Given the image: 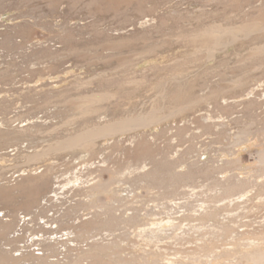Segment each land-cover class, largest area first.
I'll use <instances>...</instances> for the list:
<instances>
[{"label":"rangeland","instance_id":"obj_1","mask_svg":"<svg viewBox=\"0 0 264 264\" xmlns=\"http://www.w3.org/2000/svg\"><path fill=\"white\" fill-rule=\"evenodd\" d=\"M88 1L52 67L0 0V264H264V0Z\"/></svg>","mask_w":264,"mask_h":264},{"label":"crops","instance_id":"obj_2","mask_svg":"<svg viewBox=\"0 0 264 264\" xmlns=\"http://www.w3.org/2000/svg\"><path fill=\"white\" fill-rule=\"evenodd\" d=\"M64 1H66L67 3L69 1V7L72 9L71 11L68 10L65 12L64 17L68 18L69 16L70 17L76 16L77 15L76 12L81 14V12L75 9V7H77V4L85 3L86 0H16V2L13 5L14 10L11 9L13 12L8 13L6 11H3V14L5 17L12 15L11 13L16 14L18 16L16 17L19 19V22L16 23V28H17L16 36H18L20 40H17V42H13V41H16L13 39L15 35L12 34V32H5V34L3 35V41L1 43L5 44L6 46H10L8 44L11 43V45L13 47H16V49L23 50L25 48L26 42L30 41L31 39L40 38L42 36L44 38H59L60 42L62 43V46L58 48L57 50H53L51 47L49 48L47 47V48H41L40 50H38L37 54L35 53V56H37L39 62L51 61L50 66L52 67L54 66L62 67L66 65L73 66V64L77 66H82V65L84 66L85 64L88 66L100 65L101 64L100 62L95 63L93 62L94 60H90V62L85 61L87 58L93 55L91 54V49L93 51L98 46L100 47V51L104 52V54H112L115 52V50H117L116 48L118 47L120 42L118 43L117 41H114V39L112 40L107 39V41L102 40L101 41L102 43H101L98 40L95 41L94 39L95 43L92 44L91 46L92 48L86 51L83 45L82 46L76 45L74 42H71V39L70 40L66 39V37L64 36L69 35V33L66 32L64 28H61V27L56 28L57 26H54L52 24V18L54 19L60 16L61 12L59 10L60 8L59 4H61V2H64ZM141 1H146V0H141ZM88 2H90L91 4L103 3L105 6L101 8L100 10L103 9L104 11H107L110 15L112 14L114 18L116 17L118 19L124 18L126 21V19L128 18L127 14L122 10L117 11L118 10L117 5H120L122 2L124 3L132 2V0H89ZM95 11H88V12L96 13ZM25 13H29L28 14L29 19L34 18L36 20L35 15L38 18L39 17L43 18L44 26L41 27L39 26V25H42L40 23H38L39 24L38 25L37 23L30 22L29 20H28L29 22L24 20V18L25 19L27 18V15ZM21 18H23V20H21ZM102 39L104 38L102 37ZM122 40H124L123 43L124 42L127 43L128 41L131 43L132 39L124 38ZM101 44H103V46H101ZM107 47L108 48L114 47V48L108 49ZM107 50L110 52L109 53L105 52ZM149 51H153V49L148 50V52ZM38 53H41L42 55L39 54L38 56ZM35 59L30 61L31 64L33 63L32 67L34 68L37 65V63L35 62ZM36 75H37V72L36 71L33 72V79L36 78ZM246 137L247 136L245 135L243 140L246 139ZM260 152L262 154L264 150ZM258 164L263 165L264 160L258 161Z\"/></svg>","mask_w":264,"mask_h":264},{"label":"bare ground","instance_id":"obj_3","mask_svg":"<svg viewBox=\"0 0 264 264\" xmlns=\"http://www.w3.org/2000/svg\"><path fill=\"white\" fill-rule=\"evenodd\" d=\"M105 127V126H104ZM106 131V130H105ZM6 260V259H5ZM7 261V260H6ZM4 262V258H0V263ZM6 264V263H5Z\"/></svg>","mask_w":264,"mask_h":264}]
</instances>
